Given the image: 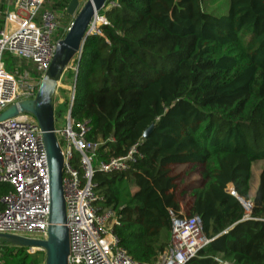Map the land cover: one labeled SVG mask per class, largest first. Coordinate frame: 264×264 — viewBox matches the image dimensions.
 <instances>
[{"label": "trees", "instance_id": "16d2710c", "mask_svg": "<svg viewBox=\"0 0 264 264\" xmlns=\"http://www.w3.org/2000/svg\"><path fill=\"white\" fill-rule=\"evenodd\" d=\"M69 1L43 7L71 23ZM97 17L106 24L64 78H74L72 129L86 123L95 162L134 145L139 154L124 173L91 165L93 205L118 218L117 246L154 263L171 212L196 216L209 240L187 264H264V163L246 217L237 200H247L251 165L264 161V0H106ZM3 60L8 71L16 62ZM72 165L80 174L77 153ZM9 191L0 184V197ZM26 251L0 241V264H36Z\"/></svg>", "mask_w": 264, "mask_h": 264}, {"label": "built area", "instance_id": "2783aa9c", "mask_svg": "<svg viewBox=\"0 0 264 264\" xmlns=\"http://www.w3.org/2000/svg\"><path fill=\"white\" fill-rule=\"evenodd\" d=\"M10 1V9L8 6L0 29V113L10 105L34 99L56 44L70 25L61 27L58 15L44 9L45 0ZM85 1L78 0L79 3ZM95 22L106 24L99 17ZM91 31L96 32L94 25ZM5 54L16 60L9 71L3 60ZM64 75L63 72L54 95ZM73 94L72 79L66 97L65 124L60 129L53 124L62 158L64 226L68 234L66 264H147L132 260L117 246L111 227L117 224L118 218L111 210L97 213L93 205L97 198L91 184L93 162L94 168L100 172L124 173L139 156L136 145L123 156L96 163V145L85 139L89 130L86 123L76 124V129H72L70 107ZM73 153L78 154L80 174L72 165ZM0 184L10 187V191L0 197L3 205L0 234L45 240L49 211L46 155L39 127L29 115L19 114L0 121ZM243 208L246 217L248 205ZM169 217L168 245L152 264H187L209 240L203 236L196 216L185 218L169 212ZM215 261L217 264H232L220 259Z\"/></svg>", "mask_w": 264, "mask_h": 264}, {"label": "water", "instance_id": "95a60500", "mask_svg": "<svg viewBox=\"0 0 264 264\" xmlns=\"http://www.w3.org/2000/svg\"><path fill=\"white\" fill-rule=\"evenodd\" d=\"M105 2L106 0H86L82 5L78 0L68 2L65 12L69 17L74 15L73 19L64 37L56 44L53 57L38 85L34 99L10 105L0 113V121L13 118L19 114H26L31 116L38 125L46 155L49 189L46 239L35 240L0 234V241L12 247L40 249L44 253V264H66L68 254V234L64 226V203L61 185L62 158L53 133L52 100L54 90L68 63L73 58L78 60L82 44L85 38L92 33L91 28L97 18V13L104 7ZM149 130L143 133V138L147 137ZM237 200L242 207L248 205L250 210V203L239 198Z\"/></svg>", "mask_w": 264, "mask_h": 264}, {"label": "rangeland", "instance_id": "374dc122", "mask_svg": "<svg viewBox=\"0 0 264 264\" xmlns=\"http://www.w3.org/2000/svg\"><path fill=\"white\" fill-rule=\"evenodd\" d=\"M10 3L11 1L8 0L7 4L9 6L10 9ZM84 2H81L80 5H82ZM56 13V12H55ZM58 15V19L57 21L61 24V27H65L68 25L69 22H66L65 24H62V19L63 17H60L58 13H56ZM74 16V15H73ZM73 16L70 17L71 21L73 19ZM70 21V20H69ZM99 23L95 22L94 27L96 28V26H98ZM75 58H73L67 65L66 70L64 71V73L68 74L69 71H73L74 70V62ZM6 68V67H5ZM65 76V75H64ZM72 79H67L62 77L60 83H59V88L56 90V94L53 96V119H54V127L57 129H60L64 126L65 124V115H66V107L67 105L64 104L66 101V97L69 93V88H70V84H71ZM26 115V114H25ZM56 139L60 142V138L58 136H56ZM264 161L259 160L256 161L255 163H253L251 165L250 168V180H249V184L251 187V190L254 191L256 184L258 182V175L259 172L263 166ZM27 253L28 254H33L34 253V260L36 264H41L44 261V253L42 251H36L35 249H27Z\"/></svg>", "mask_w": 264, "mask_h": 264}, {"label": "crops", "instance_id": "0c3cea01", "mask_svg": "<svg viewBox=\"0 0 264 264\" xmlns=\"http://www.w3.org/2000/svg\"><path fill=\"white\" fill-rule=\"evenodd\" d=\"M256 187H257V184H256ZM256 187H255V189L253 191V190H251V187H250V184H249V190H248V194H247V200H245L247 203H250L251 204V200H252V198L254 196Z\"/></svg>", "mask_w": 264, "mask_h": 264}]
</instances>
